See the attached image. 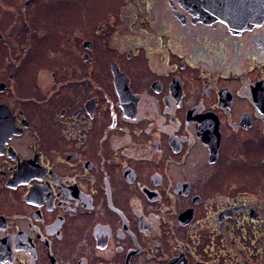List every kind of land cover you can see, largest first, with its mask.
I'll return each instance as SVG.
<instances>
[{
	"label": "flooded vegetation",
	"instance_id": "flooded-vegetation-1",
	"mask_svg": "<svg viewBox=\"0 0 264 264\" xmlns=\"http://www.w3.org/2000/svg\"><path fill=\"white\" fill-rule=\"evenodd\" d=\"M168 2L0 44V264H264V19Z\"/></svg>",
	"mask_w": 264,
	"mask_h": 264
},
{
	"label": "rangeland",
	"instance_id": "rangeland-1",
	"mask_svg": "<svg viewBox=\"0 0 264 264\" xmlns=\"http://www.w3.org/2000/svg\"><path fill=\"white\" fill-rule=\"evenodd\" d=\"M165 5L170 11L168 0H0V44L172 28L162 24Z\"/></svg>",
	"mask_w": 264,
	"mask_h": 264
},
{
	"label": "water",
	"instance_id": "water-1",
	"mask_svg": "<svg viewBox=\"0 0 264 264\" xmlns=\"http://www.w3.org/2000/svg\"><path fill=\"white\" fill-rule=\"evenodd\" d=\"M177 3L193 24L222 23L231 30H240L264 19V0H177Z\"/></svg>",
	"mask_w": 264,
	"mask_h": 264
}]
</instances>
